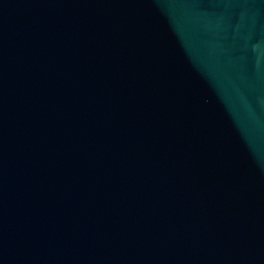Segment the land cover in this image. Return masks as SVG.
<instances>
[{"label": "water", "instance_id": "obj_1", "mask_svg": "<svg viewBox=\"0 0 264 264\" xmlns=\"http://www.w3.org/2000/svg\"><path fill=\"white\" fill-rule=\"evenodd\" d=\"M0 264H264V0H0Z\"/></svg>", "mask_w": 264, "mask_h": 264}]
</instances>
